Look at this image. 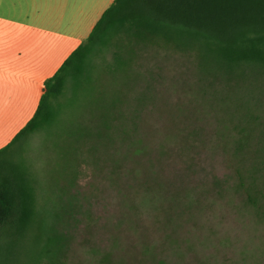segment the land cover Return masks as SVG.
Segmentation results:
<instances>
[{
	"label": "rangeland",
	"instance_id": "rangeland-1",
	"mask_svg": "<svg viewBox=\"0 0 264 264\" xmlns=\"http://www.w3.org/2000/svg\"><path fill=\"white\" fill-rule=\"evenodd\" d=\"M114 52L94 59L77 90L70 84L52 128L14 148L27 152L49 216L70 179L99 196L61 264H264V215L242 186L237 150L245 138L247 151L263 146L264 82L214 83L195 52L150 47L138 67ZM213 174L230 185L217 189ZM42 247L20 264L36 263Z\"/></svg>",
	"mask_w": 264,
	"mask_h": 264
},
{
	"label": "trees",
	"instance_id": "trees-1",
	"mask_svg": "<svg viewBox=\"0 0 264 264\" xmlns=\"http://www.w3.org/2000/svg\"><path fill=\"white\" fill-rule=\"evenodd\" d=\"M150 47L195 52L202 73L217 84L264 82V0H115L85 42L44 82L32 120L0 150V264L24 262L26 253L38 244L43 247L36 263L25 260L24 264H61L70 252L73 230L92 209L91 201L99 199L84 195L76 179H70L69 194L60 189L49 216L50 204L38 194L27 152L14 148L52 128L59 117L60 98L70 84L79 88L88 69L97 64L96 57L115 49L114 61L119 65H129L138 57V67L141 51ZM137 75L145 79L139 70ZM155 81L148 87L153 88ZM127 138H123L126 144ZM244 141L240 139L237 150L246 152L249 166L244 161L239 165L246 168L241 183L264 215V143L251 152L245 150ZM116 160L109 169L111 176L120 169ZM213 176L217 189L230 185L226 177Z\"/></svg>",
	"mask_w": 264,
	"mask_h": 264
},
{
	"label": "crops",
	"instance_id": "crops-1",
	"mask_svg": "<svg viewBox=\"0 0 264 264\" xmlns=\"http://www.w3.org/2000/svg\"><path fill=\"white\" fill-rule=\"evenodd\" d=\"M115 0H0V150L35 116L50 79Z\"/></svg>",
	"mask_w": 264,
	"mask_h": 264
}]
</instances>
